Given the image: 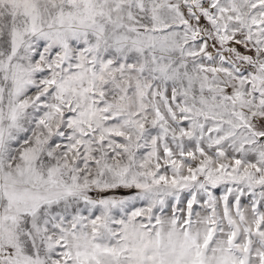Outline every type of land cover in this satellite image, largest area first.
I'll list each match as a JSON object with an SVG mask.
<instances>
[{"label":"snow or ice","instance_id":"snow-or-ice-1","mask_svg":"<svg viewBox=\"0 0 264 264\" xmlns=\"http://www.w3.org/2000/svg\"><path fill=\"white\" fill-rule=\"evenodd\" d=\"M0 264H264V0H0Z\"/></svg>","mask_w":264,"mask_h":264}]
</instances>
